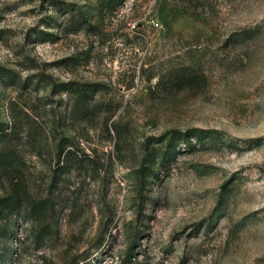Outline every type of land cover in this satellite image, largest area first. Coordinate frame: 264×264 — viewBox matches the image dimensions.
<instances>
[{"label":"rangeland","instance_id":"374dc122","mask_svg":"<svg viewBox=\"0 0 264 264\" xmlns=\"http://www.w3.org/2000/svg\"><path fill=\"white\" fill-rule=\"evenodd\" d=\"M0 69V264H264V0H0Z\"/></svg>","mask_w":264,"mask_h":264},{"label":"trees","instance_id":"16d2710c","mask_svg":"<svg viewBox=\"0 0 264 264\" xmlns=\"http://www.w3.org/2000/svg\"><path fill=\"white\" fill-rule=\"evenodd\" d=\"M8 75L7 73H5L4 71H1L0 69V78H4V76ZM192 76H188L189 79H192L191 78ZM187 75L183 72L182 74H179L178 75V79L180 81H184V80H187ZM77 91V90H75ZM93 92V90H92ZM79 105H78V108L79 110H82L84 109L85 111H88V105H87V100L86 98H92L93 96L90 94V92H87L86 90H82V91H79ZM0 136H2L0 138V144L2 142H4L5 140H7V138L9 137V134H7V132L5 131V129L2 127V125H0ZM11 150H8L7 149V146H1L0 148V162L1 164L5 165V166H10V167H14L15 166V158L11 157V154L10 153ZM7 207L8 208H11V213L14 214V213H17L18 210H21L22 207L20 206V202L17 198H12L10 199L9 201H7ZM131 263V254H129L127 256V258L124 260L123 264H130Z\"/></svg>","mask_w":264,"mask_h":264}]
</instances>
